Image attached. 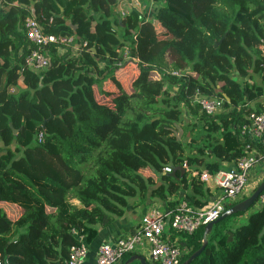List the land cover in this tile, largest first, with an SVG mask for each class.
Returning <instances> with one entry per match:
<instances>
[{"label":"trees","instance_id":"16d2710c","mask_svg":"<svg viewBox=\"0 0 264 264\" xmlns=\"http://www.w3.org/2000/svg\"><path fill=\"white\" fill-rule=\"evenodd\" d=\"M128 1L0 0V201L20 209L13 220L0 207L1 260L65 264L77 237L89 244L129 200L202 207L214 194L198 176L163 167L185 162L215 174L247 152L237 128L248 112H264V0H153L150 20L149 0ZM27 16L44 34L72 36L76 52L50 46L45 69L23 67ZM124 48L133 60L115 65ZM127 68L136 75L124 91L113 74ZM250 74L260 83L233 78ZM105 78L116 90L99 87ZM195 92L231 108L198 113L188 106ZM181 105L199 121L181 126L193 133L183 141ZM240 213L214 223L188 264H264V201L236 224ZM169 236L180 264L201 245L203 227Z\"/></svg>","mask_w":264,"mask_h":264},{"label":"built area","instance_id":"2783aa9c","mask_svg":"<svg viewBox=\"0 0 264 264\" xmlns=\"http://www.w3.org/2000/svg\"><path fill=\"white\" fill-rule=\"evenodd\" d=\"M137 2L138 0H129L125 6L134 7ZM120 12L127 13V10L120 8ZM23 28L29 42L28 54L23 59L25 68L35 71L45 69L49 64L50 46H55L58 53H62L65 46L69 47L72 53L76 52L72 36L44 34L33 16H27L24 19ZM80 44L84 47L86 42L82 41ZM129 60L133 59L127 56L125 49L122 57L114 64L120 65ZM170 74L176 77L183 76V72L180 71L171 70ZM153 75L158 76L157 73ZM188 106L207 116L226 112L231 108L224 107L223 98L206 96L199 92H195L190 97ZM244 119L245 121L237 129L240 139L245 142L244 147L247 152L233 165L215 174H210L205 169H200L199 172L190 170L185 162H182L180 166L183 171H190V176L197 175L205 188L214 194L210 202L202 207H192L181 199L171 208L150 206L135 228L119 236L114 242H104L97 247L94 264H121L125 254H145L149 263L179 264L182 250L174 245L175 239L169 236L170 231L191 234L199 227L217 219L234 203L247 197L248 195L245 194L247 187L253 184L254 188L261 180L258 178L257 182L249 184V172L254 166L261 164L264 167V112H248ZM39 138L40 135H38ZM170 171L168 166L162 169L163 173H170ZM263 201L264 190L257 198L258 204ZM82 238L83 236H78L79 243L69 246L65 264L84 263L87 248ZM0 264L10 263L0 259Z\"/></svg>","mask_w":264,"mask_h":264},{"label":"crops","instance_id":"0c3cea01","mask_svg":"<svg viewBox=\"0 0 264 264\" xmlns=\"http://www.w3.org/2000/svg\"><path fill=\"white\" fill-rule=\"evenodd\" d=\"M140 1L141 0H138V2L134 5V7H139ZM155 4H156L155 1L149 0L147 8H146L147 12L145 14L146 19L150 20L151 13L153 12L154 8L156 7ZM121 6H124V4L122 3ZM117 72H120V71H117ZM130 72L132 73V78H133L136 75V70L135 71L130 70ZM233 78L238 80L241 83L244 81L245 82H254L256 84L260 83L259 77L257 75H254V74H250V78H247V77L246 78H237L235 75L233 76ZM120 80H122L121 77L118 78V81L122 87V82ZM129 82H130V79H128V82L123 84L124 91L127 90V87H128L127 84L129 85ZM102 89L103 90H115L109 84H108V86L103 87ZM103 98L105 99L104 95H103ZM249 105L252 106V103H250ZM223 166L228 167V164H223ZM249 175H250L249 176V184H251L252 182H254V183L257 182L258 178H261V180H262V178L264 177V167L261 164H256L254 166V168L251 170ZM254 188H253V184H252V186L249 185L246 189V192H245L246 196L251 194V192L253 191ZM182 191H185V190L182 189ZM212 198H213V195H211L207 199V203L210 202L212 200ZM133 201L134 200H129L126 207H124L123 213L121 216L115 218L107 226L102 227V228L101 227L97 228L96 235L92 239V241L89 244L85 243L86 248H87V253H86V257H85L83 264H94V257H95V252H96L97 247L101 243H104V242L112 243L119 236H121V235L129 232L133 228H135L137 223L139 222V219L141 218V216H143L146 213V211L148 210V208L150 206L157 205V206L161 207L160 206L161 204L158 202V199H155V198L151 199V203L148 205L134 206ZM72 202L77 203V201H75V200H73ZM0 207H2L4 209L6 215L8 214V216L12 217L13 220L16 218L17 214H19V212H20L19 207L15 204H12V203L0 201ZM82 241H83V238H82ZM141 256H144V258L146 259L145 254H142ZM146 261H147V259H146Z\"/></svg>","mask_w":264,"mask_h":264},{"label":"water","instance_id":"95a60500","mask_svg":"<svg viewBox=\"0 0 264 264\" xmlns=\"http://www.w3.org/2000/svg\"><path fill=\"white\" fill-rule=\"evenodd\" d=\"M113 14L115 15V17L119 20V14L118 12H113ZM51 117V115L49 116V118ZM47 120V119H46ZM44 120L41 124L42 129H44ZM8 124L9 120H8ZM12 133L15 134L16 130L12 129ZM178 170L179 173L183 172V169L181 167H176L174 169H172L170 171V173H168V176H174L175 171ZM264 190V177L262 178V180L259 182V184L253 189V191L251 192V194H249L247 197L243 198L242 200L234 203L233 205H231L230 207H228L227 209H225L224 212H222L219 217L209 223H207L206 225L203 226V239L201 242V245L199 246V248L197 250H195L193 253H191L182 263L180 264H188L190 263L203 249L204 245L206 244V239L205 236L209 233L212 225L214 223H216L217 221L223 219L226 216H229L231 214L237 213V212H243L245 211L247 208H249L258 198V196L261 194V192ZM231 239V234H228V240ZM132 261H137L139 264H148V262L146 261V259L144 258V256L138 255V254H131L127 259L124 260V262L122 264H129Z\"/></svg>","mask_w":264,"mask_h":264},{"label":"rangeland","instance_id":"374dc122","mask_svg":"<svg viewBox=\"0 0 264 264\" xmlns=\"http://www.w3.org/2000/svg\"><path fill=\"white\" fill-rule=\"evenodd\" d=\"M122 8V7H120ZM163 36V34L161 35ZM117 62V61H114ZM103 64H99V69L103 68ZM114 78L118 81V78L121 77L122 80H120L122 82V88H124L123 84L128 82V79H131L132 73L130 72V69L127 68L125 71H121V72H115L114 74ZM155 79L158 78V76L152 75ZM152 78V79H154ZM119 82V81H118ZM108 84L110 86H112L115 90L116 87L114 86V84L110 81L109 78H105L104 81L101 82V84L99 85L100 88L106 87L108 86ZM120 84V83H119ZM128 86V84H127ZM124 90V89H123ZM105 101H108L107 98H105ZM181 108V118L182 121L181 123L178 125L179 127H177V131H175L176 136L180 137V139L186 140V136L192 135L193 133H187V127L186 128H181V126H184L186 124H191L192 122H197L199 123L198 120L195 119L194 114H192L188 108L184 107L183 105L180 106ZM189 126V125H188ZM183 134H186V136L184 137ZM188 140V137H187ZM251 172V171H250ZM249 172V174H250ZM250 176V175H249ZM258 206V202L255 201L249 208L246 209V211L243 213H240L234 220L236 224H242L245 223L247 217L249 216L250 213H252L253 211H255V209ZM231 221V219H230Z\"/></svg>","mask_w":264,"mask_h":264}]
</instances>
